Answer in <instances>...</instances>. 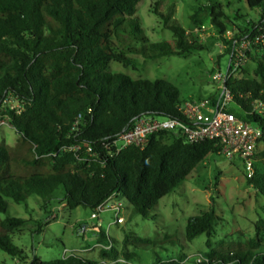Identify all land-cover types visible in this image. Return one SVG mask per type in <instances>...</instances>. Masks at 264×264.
I'll use <instances>...</instances> for the list:
<instances>
[{
    "label": "trees",
    "instance_id": "16d2710c",
    "mask_svg": "<svg viewBox=\"0 0 264 264\" xmlns=\"http://www.w3.org/2000/svg\"><path fill=\"white\" fill-rule=\"evenodd\" d=\"M244 1L248 9H262L264 5V0ZM140 2L0 0V108L8 99L20 107L18 114L7 113L17 134L15 147L0 143V215L6 216L0 219V251L8 257L24 258L22 250L12 244L11 235L25 224V220L7 215L9 202L25 205L28 198H34L46 209L60 200L69 210L92 212L114 195L128 204L125 224L134 217L153 220L158 201L188 180L210 154H219L212 142L189 144L179 133L170 132L151 136L142 150L128 147L114 158L108 156L104 146L130 129L136 119H181V100L174 85L109 73V64L115 62L127 68L136 63L131 55L153 60L204 50L197 37L179 26L168 25L171 10L165 15L154 12L171 32V40L149 42L136 16ZM208 9L210 23L229 57V73L233 47L263 25L264 13L248 28L236 29L226 39L221 16L214 8ZM254 54L259 56L254 59L258 80L232 76L224 86L234 95L230 111L243 121L259 125L263 142L264 110L260 115L251 112L256 101L264 106V50L255 49ZM218 97L205 99L216 102ZM78 115L81 120L74 128ZM72 146H79V150H70ZM86 146L91 147V156L84 154ZM258 154L264 158V151ZM246 182L264 198V172ZM217 220L210 209L186 221L187 243L201 235L206 237L207 251L196 264H264L260 239L264 219L254 224L252 238L225 254L211 248ZM122 234L117 242L99 229L98 260L77 254L52 261L33 256L23 264H115L118 243L126 261L135 256L126 252L129 247L149 249L157 244L151 237L140 238L125 229ZM155 264L184 263L182 257H177L155 260Z\"/></svg>",
    "mask_w": 264,
    "mask_h": 264
},
{
    "label": "rangeland",
    "instance_id": "374dc122",
    "mask_svg": "<svg viewBox=\"0 0 264 264\" xmlns=\"http://www.w3.org/2000/svg\"><path fill=\"white\" fill-rule=\"evenodd\" d=\"M208 8H214V12L219 13V21L231 33L236 29L248 28L250 22H256L259 14L264 13V5L262 9H248L244 0H141L136 16L149 42L171 40V32L154 13L165 15L171 10L168 25L179 26L187 34L197 37L204 50L153 60L131 55L130 58L136 62L133 67L125 68L111 62L108 72L120 73L132 80L167 81L178 89L181 104L216 98L219 94L218 83L212 80V75L216 71L221 75L226 74L229 57L225 54V45L216 28L210 23ZM254 59H259V56L253 51L235 74L236 79L258 80L254 75ZM18 110L17 104L10 99L0 108V143L11 149L16 145L17 134L8 122L7 113ZM261 151H264V140L258 147V153ZM258 153L255 156V172L261 174L264 172V158ZM246 180L238 160L229 161L221 154H210L188 180L158 201L152 212L155 219L134 217L130 223L121 225L112 222V214L108 211L92 220L89 218L90 210H69L60 200H55L46 209L34 198H28L25 205L9 202L7 215L25 220L20 231L11 235L12 244L22 250L24 258L13 259L0 251V264H23L33 256L41 261H52L67 254L98 260L97 250L101 248L97 243L99 229L107 231V235L117 242L123 237L122 229L137 237H151L157 241L156 246L149 249L129 247L126 252L135 255L130 261L122 257L120 245L116 244L119 257L115 264H155V260L177 257H182L184 264H196L202 259L201 254L207 251L206 237L201 235L191 243L185 241L184 230L188 218L210 209L215 211L218 220L211 238V248L223 254L243 246L253 237L254 224L264 219V198ZM116 199L126 212V201L122 197ZM109 204L107 202L106 207ZM5 217L0 215V219ZM82 224L88 227V231L84 235H77L76 229ZM260 239L264 246V230Z\"/></svg>",
    "mask_w": 264,
    "mask_h": 264
},
{
    "label": "built area",
    "instance_id": "2783aa9c",
    "mask_svg": "<svg viewBox=\"0 0 264 264\" xmlns=\"http://www.w3.org/2000/svg\"><path fill=\"white\" fill-rule=\"evenodd\" d=\"M231 36L232 33L227 30L223 35L226 39H230ZM255 49L264 50V23L255 30L252 36L240 41L239 44L233 47L231 51V71L225 75H221L219 71H216L212 75V80L218 83L219 89V97L216 102L207 99L185 101L178 106L181 119L142 116L136 119L131 128L121 133L110 145L104 146L108 156L114 158L128 147L142 150L147 146L149 138L154 135L170 132L179 133L189 144L212 142L219 148V154L229 161L238 160L242 164L246 178H252L256 174L255 155L262 143L263 130L257 124L237 118L230 111L231 106L234 107V95L225 88L224 84L230 77L235 76L240 71L247 53H252ZM237 97L243 98V95L238 94ZM263 110L262 102L256 101L252 104L251 113L260 115ZM19 112L20 107L16 113ZM80 120L81 115H78L74 122V128H77ZM70 150L77 152L79 146H72ZM84 154L91 156V147L86 146ZM107 202H110V204L106 207ZM105 211L112 214L114 224L121 225L125 222L126 212L117 201L116 196H110L99 204L91 212L89 218L95 220L98 214ZM87 231L88 227L82 224L76 229V234L84 235ZM105 234L107 235V231H105ZM109 247H106V249ZM63 254L66 255V251Z\"/></svg>",
    "mask_w": 264,
    "mask_h": 264
}]
</instances>
